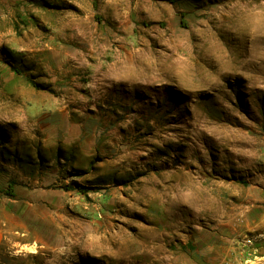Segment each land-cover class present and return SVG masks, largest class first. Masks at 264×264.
Wrapping results in <instances>:
<instances>
[{
  "label": "rangeland",
  "instance_id": "obj_1",
  "mask_svg": "<svg viewBox=\"0 0 264 264\" xmlns=\"http://www.w3.org/2000/svg\"><path fill=\"white\" fill-rule=\"evenodd\" d=\"M0 264H264V0H0Z\"/></svg>",
  "mask_w": 264,
  "mask_h": 264
},
{
  "label": "trees",
  "instance_id": "obj_2",
  "mask_svg": "<svg viewBox=\"0 0 264 264\" xmlns=\"http://www.w3.org/2000/svg\"><path fill=\"white\" fill-rule=\"evenodd\" d=\"M12 189H13V186H12V184L10 185V191H12Z\"/></svg>",
  "mask_w": 264,
  "mask_h": 264
},
{
  "label": "bare ground",
  "instance_id": "obj_3",
  "mask_svg": "<svg viewBox=\"0 0 264 264\" xmlns=\"http://www.w3.org/2000/svg\"><path fill=\"white\" fill-rule=\"evenodd\" d=\"M53 236V235H52ZM57 241V240H56Z\"/></svg>",
  "mask_w": 264,
  "mask_h": 264
}]
</instances>
